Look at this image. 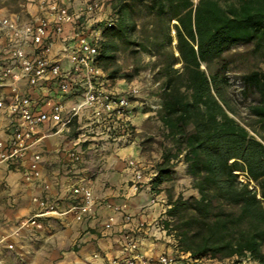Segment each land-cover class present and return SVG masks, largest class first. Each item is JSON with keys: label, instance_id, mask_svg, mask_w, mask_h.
Masks as SVG:
<instances>
[{"label": "trees", "instance_id": "16d2710c", "mask_svg": "<svg viewBox=\"0 0 264 264\" xmlns=\"http://www.w3.org/2000/svg\"><path fill=\"white\" fill-rule=\"evenodd\" d=\"M145 7L165 18L162 44L175 38L178 52L164 67L157 113L171 147L153 165L150 190L172 180L178 162L191 179L188 193L169 194L163 226L178 250L194 258L247 252L264 264V136L239 117L230 78L201 67L239 43L264 47V0H145ZM111 9L115 21L101 28L96 64L114 80L121 71L119 43L133 44L137 25L127 0H113ZM240 80L243 97L253 94L246 114L264 128V72L251 70Z\"/></svg>", "mask_w": 264, "mask_h": 264}, {"label": "built area", "instance_id": "2783aa9c", "mask_svg": "<svg viewBox=\"0 0 264 264\" xmlns=\"http://www.w3.org/2000/svg\"><path fill=\"white\" fill-rule=\"evenodd\" d=\"M73 1L36 0L41 14L28 21L0 17V31L7 37V42H4L5 55L0 61L4 63L0 65V110L9 117V127L11 126L7 128L8 137L0 139V164L20 163L37 140L35 138L42 125H49L52 132L68 131L71 125L80 122L85 111H90L91 114L88 123L81 126L85 127V131L76 133L73 147L64 151L71 164L81 161L78 145L88 137L93 139L91 134H94L95 129L100 128L103 138L115 145H126L131 139L130 99L139 95L141 86L133 82L127 93L109 88L110 79L96 64L101 28L110 26L115 21L110 5L113 0H79L80 6H75ZM66 26L70 28V38L55 53V38L62 35ZM62 59L68 61V68L62 66ZM22 79L26 81L24 90L17 84ZM49 81L61 95L76 88L80 98L67 106L62 100H54L49 95L35 99L26 92L28 88H40ZM143 86L158 92V96L146 101L148 113L155 115L162 106L160 93L164 88L163 84L148 71L144 75ZM7 87L9 90H3ZM85 133H88L86 137ZM40 161L41 153H33L23 172L25 182L34 183L41 179ZM126 167L132 171L128 187L133 193L139 192L143 187L150 188V181L156 174L154 169L149 177H145L141 163L134 158L126 160ZM70 192L73 203L66 212L73 213L77 218L90 215L99 201L90 184L76 181L70 185ZM31 202L36 206V211L23 224L42 229L44 218L61 214L57 200L47 194L33 196ZM155 202L156 194L150 203ZM108 207L114 211H122L121 207ZM124 218L131 220V216L125 213ZM113 223L114 217L109 216L106 226ZM145 224V221H140L136 230H143ZM153 224L161 231H167L162 220ZM138 246V241L129 240L124 247L125 255L107 264H177V258L168 254H159L152 259L144 258L136 253ZM180 254L199 264H210L203 263L205 258L215 261V264H256L247 252L242 257L233 256L223 260L194 258L183 251Z\"/></svg>", "mask_w": 264, "mask_h": 264}, {"label": "crops", "instance_id": "0c3cea01", "mask_svg": "<svg viewBox=\"0 0 264 264\" xmlns=\"http://www.w3.org/2000/svg\"><path fill=\"white\" fill-rule=\"evenodd\" d=\"M73 4L80 6L81 2L74 0ZM40 14L36 0H0V17L7 16L23 22ZM69 35L70 28L66 26L62 35L55 38V53L59 51L64 42H67V39L70 38ZM4 46V41L0 40V61L5 55ZM61 63L65 69L68 68L69 64L66 59H62ZM17 84L23 90L26 87V81L23 79ZM55 87L49 81L40 88H28L26 92L35 99H39L42 95H49L54 100H62L67 106L72 105L80 98L76 88L66 95H61ZM3 90L7 91L9 87ZM0 115L2 118L6 116V119L2 121L4 123H0V128L3 129L0 139H6L8 137L6 128L9 127L10 119L2 110H0ZM74 137L75 135L72 141ZM67 138L68 135L65 131L52 132L49 125H42L35 138L37 140L20 163L0 164V209L3 211L0 221L8 222L12 218L23 216L28 218L36 211V206L31 202V198L47 194L57 200L61 214L44 218V227L42 230H36L41 232L39 238L44 241V250L53 255L67 256L63 261L68 259V261L71 260L69 262L74 260L77 264H107L116 259L115 256L123 255L122 239L125 234L127 236L137 234L136 226L141 220L149 223L158 216H163L164 211L169 207V194L175 193V196L173 195L175 198L180 193V189L182 190L180 188L182 184L190 186L191 179L185 173L184 164L179 162V165L174 168L173 179L159 185L155 192L151 191L149 187H144L139 192L133 193L128 188L132 171L126 167L125 162L130 158H140L141 147L137 139L129 145H115L101 136L98 139L101 142L95 144L100 145L98 148L92 146L91 154L82 157L80 162L71 164L64 154L66 146L70 144ZM102 148H106V150L102 152L103 157H100V153L98 155L95 151ZM36 152L41 153L42 176L34 183H27L23 180V172L31 160L32 154ZM76 181L88 182L94 195L99 199L92 213L81 220L74 218L73 213L66 212L73 203L70 185ZM155 194L157 202L151 204L150 201ZM182 194L184 193L182 192ZM23 203L24 211H18V207ZM108 206L123 208L126 213L131 214V220L128 221L124 218V211L115 212ZM111 215H114L112 228L99 233ZM49 226L55 230L46 231L45 229H48ZM113 232L120 233L113 235ZM24 233L25 231L21 233L23 236L21 234L11 235L8 238V243L15 245L16 240L27 242L29 235ZM1 234L0 230V236ZM157 234L152 231L147 235L141 237L139 235L135 238L141 243L139 252L142 257L158 256L165 251L162 244L154 242L152 239V237L157 238ZM167 237L169 236H164L163 239L167 240ZM5 242L0 245L4 246ZM71 247L72 250L69 249ZM58 264H62V261L59 260Z\"/></svg>", "mask_w": 264, "mask_h": 264}, {"label": "rangeland", "instance_id": "374dc122", "mask_svg": "<svg viewBox=\"0 0 264 264\" xmlns=\"http://www.w3.org/2000/svg\"><path fill=\"white\" fill-rule=\"evenodd\" d=\"M127 1L130 4L132 17L136 22L137 27L135 33L131 38V40H133V44L126 46L122 42L119 43V49L116 52V60L121 66V71L117 74L114 80H110L111 84L109 88H115L123 91L124 93H127L129 87L133 82H136L141 86L139 95L130 99L132 136L130 141L126 143V145L131 144L132 141L137 139V142L141 147V156L137 160L143 167V173L145 174V177H149L150 173L154 169L153 165L158 160L162 149L171 146L170 141L163 137L164 132L162 129V125L157 118V114L152 115L148 113L146 101L158 96V92L156 90L146 89L143 86L144 75L149 71L150 73H153V76L156 80H160L161 82H163L165 80L164 67L167 63H170L174 61V59L178 58V52L176 50L175 38L169 45L164 43L162 44L163 29L166 23L165 18H160L153 12H149L145 7V0ZM172 23H175V21H172L170 25H172ZM171 34L174 37L173 30ZM0 40L7 42V37H5L2 31H0ZM201 67L203 69H206L208 74L216 72L220 74L224 73L230 78V82L233 83V85L228 89L229 97L231 98V101L233 102L239 117L243 121L251 123L252 126L264 136V128L260 126V123L256 122L255 118L249 117L246 114V110L244 107L253 98V94L248 91L247 98L243 97V94H241L242 84L240 80L241 75L248 73L251 70H259L264 72V47H257L253 43H239L226 50L220 57L212 60L208 68H205L204 65H201ZM174 68H181V63L176 62L175 60ZM90 116V111H85L80 117V124L74 123L73 125H71L68 131H65L68 135L67 140L70 142V144L66 146V149L73 147L75 138L73 139V141L72 138L74 135H76V133H83L85 131V127L81 128V126L88 123V118ZM5 119L6 116L2 118V116L0 115L1 124L4 123L2 121ZM2 132L3 129L0 128V133ZM95 132L91 135L96 140L88 137L86 141L79 143V147L77 146L81 151V159L82 157H87L86 155L91 154L92 146H94V148H98L100 146H97L95 144L101 142V140L98 139H100L99 137H101L103 134H101L100 128L95 129ZM86 134L88 135V133H85V137ZM81 139H83V137ZM87 146H89L90 148H86ZM104 150H106V148H102L100 150L97 149L95 153L98 155L100 153V157H103L102 152ZM177 165H179V162L177 163ZM241 179L244 180V177L242 175ZM180 188H182V190L180 189V193L183 192L186 194L189 192L190 186L182 184ZM173 195L175 196V193ZM18 211H24V203L18 207ZM122 211H124L123 208ZM1 212L3 211L0 209V215ZM124 213L131 215L130 213H126L125 211ZM72 216L74 215L72 214ZM111 216L114 217V215ZM26 218L27 217L23 216L12 218L8 222L0 221V230L2 232L0 236V243L7 240L4 246L0 245V264H58L59 260L62 261V264H77V262L74 260L72 262H69L71 260L68 261V259L66 261H63L67 257L63 254L61 256L53 255L50 254L51 252L49 253V251L44 250V241L39 238L41 232L36 231L42 229H36L29 225L23 224ZM74 218L81 220L84 217L77 218L74 216ZM164 218L165 216L163 213V216H158L155 220H153V222H160V220H164ZM145 222L147 224H145L144 229L141 231H136L137 234H135V238H137L139 235L141 237L143 235H147L152 231H155L158 233L156 235L157 238L152 237V239L154 242H159V244H162L161 246L165 249L162 254H168L176 257L178 260L177 264H199L198 262L195 263L190 261L183 255V257L181 256L180 250H178V247L176 246L177 242L172 234H167V232L161 231V229L156 227L153 222ZM108 228H112V225L107 227L106 224H104L99 233L107 230ZM52 229L55 230L53 227L49 226V228H46L45 230L47 231ZM23 231L27 233L26 235H29L27 242H24L23 240H16L17 242L15 245L13 243H8V238L11 235H18ZM119 233L120 232H113L112 234L115 235ZM21 236L23 235L21 234ZM164 236L169 237H167V240H165L163 239ZM132 237L133 236H127V234H125L122 239L123 255L119 256L116 254L117 256L115 257L117 259H120V257L122 258L125 255L124 247L126 243L132 239ZM138 244L139 247L136 253L138 252L140 254V241H138ZM69 249L72 250V247ZM155 257L157 256H151L150 258L152 259ZM203 263L215 264V261H210L208 260V258H205L203 259Z\"/></svg>", "mask_w": 264, "mask_h": 264}]
</instances>
